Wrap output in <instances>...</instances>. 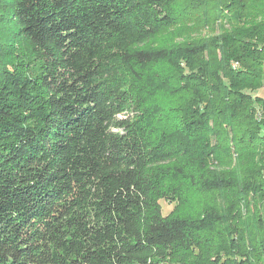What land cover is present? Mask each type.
<instances>
[{
  "label": "trees",
  "instance_id": "16d2710c",
  "mask_svg": "<svg viewBox=\"0 0 264 264\" xmlns=\"http://www.w3.org/2000/svg\"><path fill=\"white\" fill-rule=\"evenodd\" d=\"M258 91L264 0H0V264H264Z\"/></svg>",
  "mask_w": 264,
  "mask_h": 264
},
{
  "label": "rangeland",
  "instance_id": "374dc122",
  "mask_svg": "<svg viewBox=\"0 0 264 264\" xmlns=\"http://www.w3.org/2000/svg\"><path fill=\"white\" fill-rule=\"evenodd\" d=\"M183 23L179 24L178 26L172 28L169 30L168 34H166L162 39L164 41H182L185 38H183ZM259 95L264 96V91H258ZM161 207L163 214H166L172 210L174 207V203L166 200H161Z\"/></svg>",
  "mask_w": 264,
  "mask_h": 264
}]
</instances>
